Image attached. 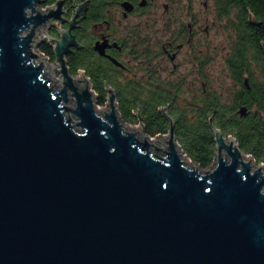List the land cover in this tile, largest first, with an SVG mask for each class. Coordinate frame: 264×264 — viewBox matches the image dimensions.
<instances>
[{
    "label": "water",
    "instance_id": "obj_1",
    "mask_svg": "<svg viewBox=\"0 0 264 264\" xmlns=\"http://www.w3.org/2000/svg\"><path fill=\"white\" fill-rule=\"evenodd\" d=\"M43 2L0 0V264H264L263 163L214 128L201 168L173 124L125 123L111 87L97 106L70 29H44L61 0Z\"/></svg>",
    "mask_w": 264,
    "mask_h": 264
},
{
    "label": "flooded vegetation",
    "instance_id": "obj_2",
    "mask_svg": "<svg viewBox=\"0 0 264 264\" xmlns=\"http://www.w3.org/2000/svg\"><path fill=\"white\" fill-rule=\"evenodd\" d=\"M59 8L61 19L44 29L52 38L70 29L78 46H70L66 64L81 62L91 86L111 87L117 105L155 108L168 124L156 136L171 124L175 134L177 121H193L202 107L236 105L231 114L244 115L254 76L263 86L264 25L246 0H61ZM42 43L53 47L48 38ZM254 57L258 65L248 71L244 61Z\"/></svg>",
    "mask_w": 264,
    "mask_h": 264
},
{
    "label": "trees",
    "instance_id": "obj_3",
    "mask_svg": "<svg viewBox=\"0 0 264 264\" xmlns=\"http://www.w3.org/2000/svg\"><path fill=\"white\" fill-rule=\"evenodd\" d=\"M246 3L252 5L249 10L254 13L255 17L262 18L264 25V0H246ZM38 50L50 56L52 60L54 59L52 48L46 46L45 43L40 44ZM251 59L244 61L248 66V71L256 69L258 65L257 57H254V60ZM67 65L72 74L83 70L88 77H92V73L89 70L85 71L81 62L72 63L70 61ZM253 65L254 67L251 68ZM256 81L257 78L254 76L251 91L248 92V98L244 100L246 106L244 115L231 114L235 112L236 105L221 107L215 104L208 109L202 107L200 115L193 121L187 119L177 121L176 140L183 153L192 162L201 168L211 165L215 154L214 135L211 130V125H213L220 128L224 136L232 135L240 149L245 154L251 155L256 163L264 164V83L260 86ZM92 89L98 95L97 103L103 104L106 100V92L95 85H92ZM117 106L120 117L127 123H138L135 112L140 111L145 132L151 137L156 136L158 132H166L168 124L155 108L150 110L145 106L123 103H118ZM209 116L212 117L211 121H209Z\"/></svg>",
    "mask_w": 264,
    "mask_h": 264
},
{
    "label": "rangeland",
    "instance_id": "obj_4",
    "mask_svg": "<svg viewBox=\"0 0 264 264\" xmlns=\"http://www.w3.org/2000/svg\"><path fill=\"white\" fill-rule=\"evenodd\" d=\"M49 62H51V63H55V60H50ZM54 75L56 76V77H58L59 76V73L56 71V70H54ZM73 75H77V73L76 74H73ZM96 96L98 97V95L96 94ZM97 97H96V104H97V106H103L106 102H107V100H105V102L103 103V104H98L97 103ZM124 121V120H123ZM125 122V121H124ZM125 123H127V122H125ZM127 124H137V123H127ZM230 136V135H229ZM153 137V136H152ZM226 137H228V136H226ZM183 153V152H182ZM185 155V154H184ZM186 156V155H185ZM187 157V156H186ZM188 158V157H187ZM189 159V158H188ZM190 160V159H189ZM190 162L191 163H194V162H192L191 160H190ZM195 164V163H194ZM258 164V163H257ZM256 163H255V165H257ZM264 165V164H263Z\"/></svg>",
    "mask_w": 264,
    "mask_h": 264
},
{
    "label": "built area",
    "instance_id": "obj_5",
    "mask_svg": "<svg viewBox=\"0 0 264 264\" xmlns=\"http://www.w3.org/2000/svg\"><path fill=\"white\" fill-rule=\"evenodd\" d=\"M41 53H42V52H41ZM42 54L48 59V61H50L49 58H48L44 53H42ZM50 63H51V62H50Z\"/></svg>",
    "mask_w": 264,
    "mask_h": 264
}]
</instances>
